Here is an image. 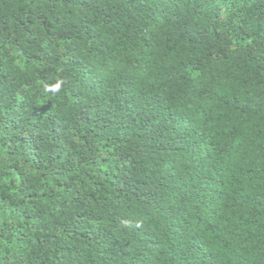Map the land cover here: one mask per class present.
Returning <instances> with one entry per match:
<instances>
[{"label": "trees", "instance_id": "obj_1", "mask_svg": "<svg viewBox=\"0 0 264 264\" xmlns=\"http://www.w3.org/2000/svg\"><path fill=\"white\" fill-rule=\"evenodd\" d=\"M0 264H264V0H0Z\"/></svg>", "mask_w": 264, "mask_h": 264}]
</instances>
